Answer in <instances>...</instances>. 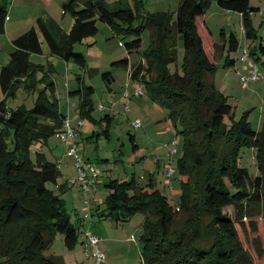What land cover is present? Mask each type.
<instances>
[{
	"label": "trees",
	"instance_id": "1",
	"mask_svg": "<svg viewBox=\"0 0 264 264\" xmlns=\"http://www.w3.org/2000/svg\"><path fill=\"white\" fill-rule=\"evenodd\" d=\"M213 1L224 10L241 14L247 40L257 37L252 14L259 8L252 6L250 0H179L173 24L166 13L141 16V24L136 23L134 10L122 0L115 5L105 0H67L63 10L73 17L71 30L64 32L54 20L38 18L36 27L12 40L11 61L0 68V87L5 96L14 95L20 86L33 91L36 66L30 58L43 55L39 33L52 56L72 61L85 70L87 59L74 46L95 37L99 21L122 35L134 37L120 42L128 53L139 51L142 33L150 29V47L132 67L130 77L165 112L167 121L180 124L178 132L184 137V145L178 161L179 185L171 187V192L180 197L179 205H172L153 185L140 187L133 180H112L107 184L105 209L106 217L117 222L128 221L138 212L145 214L143 264H257L259 259L263 264L264 248L257 236V223L244 220L264 218V129L254 131L246 116L224 124L232 106L214 79L207 77L217 67V45L205 21ZM7 16V3H0V34L5 33ZM178 41H182L185 50L183 75L169 70L170 63L178 58ZM239 48V39L230 33L228 52L235 53ZM259 49L264 55L262 43ZM254 51L250 50L251 57ZM234 62L227 56L224 66L232 67ZM127 65V58L112 63L113 67ZM103 78L112 82L111 71L105 72ZM48 81L45 84L52 99L45 89L29 110L25 106L12 110L4 101L0 103V255L4 259L0 264H65L62 257L47 253L54 235L64 236L68 250L78 243L79 228L71 222L62 198L54 196L46 185L56 183L62 176L58 163L46 161L39 151L32 159V146L58 134L68 117L55 97V83ZM93 93L90 85L70 93L80 97L83 121L88 118L95 122L92 113L97 106L91 99ZM102 119L107 126L112 122L109 114ZM109 133L107 127L104 135L110 137ZM130 141L137 153L133 135ZM242 146L257 149L259 175L255 178L238 162ZM192 168L201 173V179L191 172ZM247 185L250 189H246ZM66 188V184L61 186V190ZM229 206L236 209L234 217L224 211ZM178 209L188 216L186 220L176 222ZM98 216L103 217L104 213ZM204 220L208 222L205 224ZM248 235L253 238L250 251L244 245Z\"/></svg>",
	"mask_w": 264,
	"mask_h": 264
},
{
	"label": "rangeland",
	"instance_id": "2",
	"mask_svg": "<svg viewBox=\"0 0 264 264\" xmlns=\"http://www.w3.org/2000/svg\"><path fill=\"white\" fill-rule=\"evenodd\" d=\"M118 1V0H117ZM128 4L137 16L136 23L142 22L141 16L166 13L170 23L176 19V10L179 0H122ZM7 2L8 16L11 19L16 14H27V10L17 7L13 9L14 0H0V3ZM115 0H108L110 5H115ZM251 5L260 8L252 15V24L257 37L249 38V42L243 43L237 52L229 53L226 49L222 55V45L224 43V30L226 40L229 38L231 30L237 28L240 30L237 22L224 12L213 1L207 8L205 14L206 24L212 31V40L219 46L214 47L216 71L214 74H208L207 77L214 79L217 89L228 96V103L232 106L229 115L224 117V124L230 125L233 121L240 120L243 116L247 117L252 129L261 132L264 129V55L259 49L260 43L264 45V0H250ZM44 12L43 8H40ZM62 4L60 7H53L51 12L56 16L55 20L59 25L66 26L73 23V17L70 14H63ZM44 14V13H42ZM28 20V19H27ZM67 23V24H66ZM30 25L20 23V31L26 33ZM71 28V27H69ZM99 32L95 37L87 38L82 43L74 46L76 52L82 53L87 59V68L84 70L78 67L72 61L65 62L51 55L48 45L39 33L42 41L44 55H31V62L36 66L34 72L35 88L27 90L25 87H18L14 95L5 96L0 87V103L5 102V106L10 109H17L25 106L28 110L33 107L36 99L44 92L50 95L51 90L46 86L45 81L54 82L55 97L58 99L60 110L71 118V124L77 128L78 133L74 138L77 142V151L80 155L81 165L87 167L90 163L95 172L89 173L88 179H94L90 190L84 192L80 181L73 183L78 179L77 161L75 157L68 154L69 148L73 146L72 141L60 140L58 134L51 135L46 142H39L32 146V159H35V153L39 151L46 161L58 163L62 176L56 183H47L48 190L54 195L62 198L66 213L79 228V238L76 247L68 250L64 245V236L56 233L52 244L47 253L62 257L65 264H96L93 257L94 248L89 247L90 257L84 252V243L87 235H94L101 239L98 245L106 254V261L103 264H143L142 259V232L145 221V214L138 212L128 221H115L106 217V199L109 194L107 184L112 180H118L119 183L133 180L136 185L146 187L149 184L160 190L167 197L172 205H179L180 197L171 192V187L179 185L178 161L183 155L184 137L178 132L180 124L175 126L166 120L163 110H152V102L147 94L142 97L132 98L129 111H125V93L133 95L139 87V83L130 78L131 69L138 64L142 55L149 49L152 33L150 29H145L142 33V43L138 52L128 53L126 48L120 45L131 41L132 35H122L114 31L107 24L98 22ZM233 32V31H232ZM23 33V34H24ZM113 33H116L115 35ZM239 38L243 42V34L239 31ZM11 34H0V68L10 63V54L13 45L10 41ZM247 47L253 49L254 63L259 69V80L255 82H242V76H247L250 63H242L241 56L243 49ZM177 61L170 63L169 70L172 73L183 75V59L185 50L182 41H178ZM214 55V53H213ZM236 60L235 67H225L226 57ZM128 59V65L122 67H113L112 63L122 59ZM67 63V64H66ZM53 65L52 71L50 66ZM68 65V66H67ZM111 71L114 80L108 84L103 78L105 72ZM84 80L85 86H92L94 93L91 97L95 107L101 103L105 107L114 103V107L109 109L112 113V122L107 126V122L102 118L108 111L99 112L97 108L92 116L95 120H84V125L78 127L80 118V97L68 95V90L78 86L77 78ZM132 87L127 88V83ZM83 85V84H82ZM110 88V89H109ZM128 91V92H126ZM52 99V96L50 95ZM123 101V102H121ZM69 105V106H68ZM69 107V108H68ZM139 121L141 125L135 127ZM109 128L110 137L104 135V130ZM130 135L135 138V144L139 151L134 153L133 143L130 141ZM174 150H176L174 152ZM257 149L250 146H242L239 151L238 162L240 166L246 169L252 177L259 175L257 160L255 158ZM175 169L172 178H167L166 174L170 169ZM198 179H201V173L192 168ZM231 187L229 182H226ZM63 184L67 185L65 190H61ZM197 187V186H196ZM264 187V186H263ZM246 189H250L247 185ZM225 213L229 217H234L236 209L233 206L226 207ZM104 213L103 217L98 214ZM187 215L179 209L176 215V222L186 220ZM245 223L256 222L258 226V237L264 248V218L255 216L252 219H245ZM208 220H204L206 224ZM247 225V224H246ZM249 229V227L247 226ZM249 234V232H248ZM262 236V238H261ZM210 243L206 240L205 243ZM253 238L248 235L244 245L248 251L252 249ZM110 247L112 250L110 251ZM1 258L0 262L3 263ZM261 264V260H257ZM264 264V259L262 260Z\"/></svg>",
	"mask_w": 264,
	"mask_h": 264
},
{
	"label": "crops",
	"instance_id": "3",
	"mask_svg": "<svg viewBox=\"0 0 264 264\" xmlns=\"http://www.w3.org/2000/svg\"><path fill=\"white\" fill-rule=\"evenodd\" d=\"M7 1V0H6ZM67 0H14V4H13V8H12V11H13V9H15V8H17V7H20V8H22V9H31L30 11H28L27 10V14H16L15 16H14V18H12L11 19V14L9 15V16H7V19H6V27H5V33L4 34H8V33H10L11 34V36H12V38H10V41H11V43H12V40H14L15 38H17V37H19L20 35H22L24 32H22V31H20V29L18 28L19 27V25H20V23H23V24H27L28 23V25H32L30 28H26L27 30L29 29H31L32 27H36V21H37V19L38 18H45V19H52V20H57L56 19V16H55V14L53 13V12H51V10H52V8L53 7H55V8H58V7H60V5L62 4V9H63V5H64V3L66 2ZM107 3H108V0H105ZM116 2H117V0H115ZM118 1H120V0H118ZM115 2V3H116ZM2 3V2H1ZM5 3H7V2H5ZM251 3V2H250ZM254 7H257V6H255V5H253ZM40 8H43L44 9V12H41V10H40ZM220 8V7H219ZM258 8V7H257ZM222 9V8H221ZM224 12L222 13L225 17L228 15L229 17H232L234 20H235V24L237 25V22H238V27H239V29L240 30H237V28L235 29V31L234 30H231V32L230 33H232V31H233V33H235V35L237 36V38L239 39V45H240V48H241V45H243V43L245 44V43H247L248 44V40L246 39V36H245V32H244V29H243V26H242V16H241V14L240 13H237V12H234V11H230V10H224V9H222ZM259 10H260V8H259ZM258 10V11H259ZM62 12H63V14H66L65 12H64V10H62ZM42 13H44V14H42ZM253 15V14H252ZM28 19V20H27ZM56 22V21H55ZM57 23V22H56ZM73 23H74V21H73ZM73 23L71 22V24H70V26H69V22H68V26H66V27H68V28H66V30L63 28V25L61 24L60 25V27L62 28V30L64 31V32H69L70 30H71V28H72V26H73ZM58 24V23H57ZM59 25V24H58ZM69 27H71V28H69ZM223 30L225 31L224 32V35H225V37H224V43H223V45H222V55H223V53H224V50L226 49V45H227V40H226V30L223 28ZM239 31L243 34V38H244V41L242 42L241 40H240V38H239ZM39 38H40V36H39ZM41 40V39H40ZM217 46H219L218 44H216ZM239 48V49H240ZM42 49H43V45H42ZM13 50H14V48H13ZM13 50H12V52H13ZM44 49H43V55H44ZM43 55H41V56H43ZM49 55H51V54H49ZM52 56V55H51ZM53 57H55V56H53ZM56 58V57H55ZM58 59V58H57ZM59 60H61V59H59ZM63 61V60H62ZM68 63V62H67ZM66 63V64H67ZM68 66V65H67ZM236 66V60H235V62H234V65L232 66V67H235ZM53 68V65H51L50 66V69H52ZM131 78V77H130ZM77 80H78V86L77 87H72L71 89H69L68 90V95L70 96V93L71 92H74V91H76L78 88H83V87H85V82H84V80L83 79H81L80 77H78L77 78ZM113 80H114V78H113ZM111 83V82H110ZM83 84V85H82ZM108 84H109V82H108ZM132 87V85L128 82L127 83V88L128 87ZM110 89V88H109ZM126 92H128V91H126ZM129 93V92H128ZM70 97H72V96H70ZM129 97H130V99H131V97L134 99V98H137V97H135L134 96V94L133 95H131V94H129ZM121 102H123V101H121ZM152 110L153 111H156V110H162V109H160L159 107H157L155 104H153L152 103ZM69 106V105H68ZM105 106V105H104ZM115 105H114V103L113 104H111L110 106H107L106 107V111H108V113L107 114H109L111 117L113 116L112 115V113H109V109H112V107H114ZM69 108V107H68ZM104 110V111H105ZM66 116H68L69 117V119L71 120V118H70V116H69V113L66 115ZM81 244H83V241H81ZM84 247V246H83ZM100 250H101V248H100ZM112 250V248L110 247V251ZM102 251V250H101ZM102 252H104V251H102Z\"/></svg>",
	"mask_w": 264,
	"mask_h": 264
},
{
	"label": "built area",
	"instance_id": "4",
	"mask_svg": "<svg viewBox=\"0 0 264 264\" xmlns=\"http://www.w3.org/2000/svg\"><path fill=\"white\" fill-rule=\"evenodd\" d=\"M120 45H122V43H120ZM241 62L246 64V63H250V69H248V74L247 76H242V82L243 83H248V82H255L259 80V69L257 67V64L254 63V60L252 59V57L250 56L249 50L247 47H245L243 49V55L241 56ZM145 95V92L143 90V88L141 86H139L135 93L134 96L135 97H142ZM124 100L125 102V111H129L130 108V97L128 93H125L124 95ZM106 109V107L99 103L97 104V110L99 112H103ZM71 120L69 119V117H67V119L64 121V126L62 128L61 131L58 132V136L60 138V140L62 141H72L73 142V146H71L69 148L68 154L75 157L77 164V170L79 172V176L78 179L72 181L73 183H76L77 181H80L81 183V188L84 192H87L90 190L91 185L95 182V178L94 179H88L89 178V173L95 172L94 168L91 166L90 163L87 164V167H83L81 165V157L77 151V142L74 141V138L77 136L78 130L77 128L73 127L71 124ZM84 125V121L83 120H78V127H82ZM141 125V123L139 121H137L135 123V127H139ZM176 150H174L175 152ZM175 174V169H170L167 174L166 177L167 178H172V176ZM87 235V240L84 244V252L85 255L87 257H90V253H89V247H93L94 248V252H93V257L96 260V264H103L106 261V254L104 252H102L100 250V248L98 247V245L100 244L101 239L97 238L94 235L89 236Z\"/></svg>",
	"mask_w": 264,
	"mask_h": 264
}]
</instances>
